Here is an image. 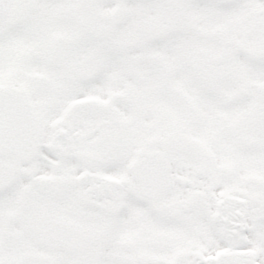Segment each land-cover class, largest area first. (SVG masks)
<instances>
[{
	"label": "snow or ice",
	"instance_id": "1",
	"mask_svg": "<svg viewBox=\"0 0 264 264\" xmlns=\"http://www.w3.org/2000/svg\"><path fill=\"white\" fill-rule=\"evenodd\" d=\"M0 264H264V0H0Z\"/></svg>",
	"mask_w": 264,
	"mask_h": 264
}]
</instances>
